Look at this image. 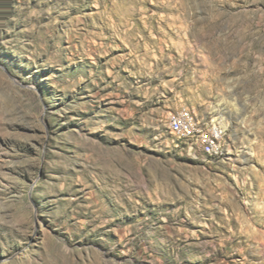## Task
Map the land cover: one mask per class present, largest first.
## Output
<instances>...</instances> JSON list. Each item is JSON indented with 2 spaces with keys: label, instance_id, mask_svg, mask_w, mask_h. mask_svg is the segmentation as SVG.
<instances>
[{
  "label": "rangeland",
  "instance_id": "rangeland-1",
  "mask_svg": "<svg viewBox=\"0 0 264 264\" xmlns=\"http://www.w3.org/2000/svg\"><path fill=\"white\" fill-rule=\"evenodd\" d=\"M258 233L264 0H0V264H264Z\"/></svg>",
  "mask_w": 264,
  "mask_h": 264
},
{
  "label": "bare ground",
  "instance_id": "bare-ground-1",
  "mask_svg": "<svg viewBox=\"0 0 264 264\" xmlns=\"http://www.w3.org/2000/svg\"><path fill=\"white\" fill-rule=\"evenodd\" d=\"M178 118L183 119L185 124H191L192 128L185 129L183 124H176L172 125L171 122H176ZM169 130L172 134L178 136L179 138L182 139H187V140H194L201 148L202 152L206 155H217L219 153V140H218V128L213 127L212 129L209 130H204L198 122L195 121V119L191 116L188 115H173L170 118L169 121ZM221 138V134H220ZM209 142V148L204 147L205 142ZM240 216L238 214H234L232 219L228 221L229 223H237L239 222ZM248 225H247V227ZM235 229V228H234ZM258 238L261 240V245L264 248V234H256ZM255 236V235H254Z\"/></svg>",
  "mask_w": 264,
  "mask_h": 264
},
{
  "label": "built area",
  "instance_id": "built-area-1",
  "mask_svg": "<svg viewBox=\"0 0 264 264\" xmlns=\"http://www.w3.org/2000/svg\"><path fill=\"white\" fill-rule=\"evenodd\" d=\"M171 123H172L173 127H174V125H176V124H183L185 129L192 128V127H191V124H185L184 121H183V119H181V118H178V120H177L176 122H171ZM220 134H222V131H221L220 128H218V140H219V146H220ZM204 147L209 148V142L206 141Z\"/></svg>",
  "mask_w": 264,
  "mask_h": 264
}]
</instances>
